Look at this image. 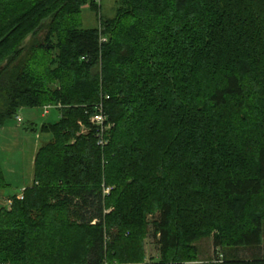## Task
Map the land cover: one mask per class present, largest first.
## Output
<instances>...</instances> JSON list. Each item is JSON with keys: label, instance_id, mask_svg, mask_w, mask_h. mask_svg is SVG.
Masks as SVG:
<instances>
[{"label": "trees", "instance_id": "16d2710c", "mask_svg": "<svg viewBox=\"0 0 264 264\" xmlns=\"http://www.w3.org/2000/svg\"><path fill=\"white\" fill-rule=\"evenodd\" d=\"M1 65L0 128L60 107L0 207V264H186L211 234L216 264H264V0H0Z\"/></svg>", "mask_w": 264, "mask_h": 264}, {"label": "rangeland", "instance_id": "374dc122", "mask_svg": "<svg viewBox=\"0 0 264 264\" xmlns=\"http://www.w3.org/2000/svg\"><path fill=\"white\" fill-rule=\"evenodd\" d=\"M116 3L117 0H100L99 6L103 13L112 16ZM81 18L85 26L98 24L93 12L87 7H83ZM104 38L107 40L106 36ZM58 114L56 108H51L47 114L43 115L41 108L24 107L16 115L21 118L19 122L15 117L7 120L4 126L0 128V168L3 171L6 182V185L0 188V207L10 208L9 196L18 194L22 191V186L31 184L35 152L39 146L47 142L51 137L49 133L40 131L41 123L55 121L58 118ZM79 124L81 123L79 122ZM87 132L88 129L81 125L80 134L86 135ZM104 188V193L107 194L113 187L104 186ZM110 210L108 209L106 212ZM155 217V215H149L148 218L150 222L149 235L145 239L144 244L146 261L159 259L158 247L151 236V223ZM109 238V235H107L105 245ZM193 245L196 247L197 257L195 260L186 262V264H216L219 260H222L225 253L220 247L215 248L213 234L196 240ZM227 252L230 253L229 251ZM232 252L239 257H250L254 251L239 248L237 251ZM255 253L264 257V241L261 248Z\"/></svg>", "mask_w": 264, "mask_h": 264}, {"label": "built area", "instance_id": "2783aa9c", "mask_svg": "<svg viewBox=\"0 0 264 264\" xmlns=\"http://www.w3.org/2000/svg\"><path fill=\"white\" fill-rule=\"evenodd\" d=\"M100 4V0H95ZM101 41H105L104 37H101ZM108 97V96H107ZM60 104L52 105L46 104L41 107L42 114H47L51 108H58ZM95 113L90 117V124L95 128V135L97 137V144L104 146L107 144V138L105 137L106 131L112 126L111 123L107 121V115L103 110L102 102H99L96 106ZM17 121L21 120L20 116H16ZM18 198H22V193L18 195Z\"/></svg>", "mask_w": 264, "mask_h": 264}, {"label": "crops", "instance_id": "0c3cea01", "mask_svg": "<svg viewBox=\"0 0 264 264\" xmlns=\"http://www.w3.org/2000/svg\"><path fill=\"white\" fill-rule=\"evenodd\" d=\"M59 113V112H58ZM58 117H59V114H58ZM44 123V122H43ZM42 124V123H41ZM51 138V137H50ZM46 143V142H45ZM43 145V144H42ZM40 147V146H39ZM38 147V148H39ZM38 148H37V150H38ZM36 150V151H37ZM36 153V152H35ZM32 179H33V174H32ZM31 183H32V181H31ZM29 186V185H28ZM24 187H26V186H22V189L24 188ZM21 192H19L18 194H17V197H18V195L20 194ZM14 195V194H13ZM9 199H10V196H9ZM9 202H10V200H9Z\"/></svg>", "mask_w": 264, "mask_h": 264}, {"label": "water", "instance_id": "95a60500", "mask_svg": "<svg viewBox=\"0 0 264 264\" xmlns=\"http://www.w3.org/2000/svg\"><path fill=\"white\" fill-rule=\"evenodd\" d=\"M3 67V65L0 66V69Z\"/></svg>", "mask_w": 264, "mask_h": 264}]
</instances>
